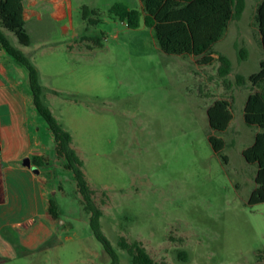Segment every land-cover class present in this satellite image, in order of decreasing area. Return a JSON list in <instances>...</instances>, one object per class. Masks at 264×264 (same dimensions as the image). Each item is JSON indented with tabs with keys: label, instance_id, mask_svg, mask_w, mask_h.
I'll list each match as a JSON object with an SVG mask.
<instances>
[{
	"label": "rangeland",
	"instance_id": "1",
	"mask_svg": "<svg viewBox=\"0 0 264 264\" xmlns=\"http://www.w3.org/2000/svg\"><path fill=\"white\" fill-rule=\"evenodd\" d=\"M138 1L72 0V26L85 40L72 41L63 23L49 15L27 24L33 42L29 58L40 68L45 103L72 137L103 211L102 231L120 264H132L119 247L121 238L142 243L158 264H264V203L249 204L257 167L243 158L258 132L244 122L253 88L237 84L238 75L259 72L264 59L255 24L261 0H246L241 19L215 45L232 62L227 78L219 75L218 61L202 66L194 57L164 54L153 30L144 24L130 29L110 17L115 4L138 9ZM83 6L99 10L102 22L89 28ZM71 43L79 48L69 51ZM237 47L247 49L246 60H240ZM217 100L232 103L233 120L222 134L210 130L207 116ZM212 134L225 141L227 164L213 151ZM51 160L50 185L57 191L52 200L61 217L57 227L80 238L78 264H111L89 234L73 173L54 151ZM181 252L188 254L187 262ZM56 262L55 256L34 253L0 264Z\"/></svg>",
	"mask_w": 264,
	"mask_h": 264
},
{
	"label": "trees",
	"instance_id": "2",
	"mask_svg": "<svg viewBox=\"0 0 264 264\" xmlns=\"http://www.w3.org/2000/svg\"><path fill=\"white\" fill-rule=\"evenodd\" d=\"M140 2L142 10L118 3L109 10V15L126 23L130 29H138L144 24L153 30L157 46L164 54L194 57L202 66H209L218 61L219 75L222 78L230 75L232 62L227 56L217 53L215 45L225 37L230 24L241 19L246 8V0H140ZM82 14L83 19L88 21L89 28L102 22V14L97 9L83 6ZM255 24L264 50V0L256 7ZM9 34L16 37L21 47L31 45L24 19V0H0V46L28 75L33 106L54 138L56 155L64 159L65 169L73 173L81 205L89 216V234L103 245L111 264H120L119 253L102 231L103 211L95 203V191L89 186L82 169L83 163L72 148V137L45 103V87L41 83L38 68L13 44ZM81 39L85 40V37L81 36ZM96 44L101 45L99 40ZM237 50L240 60H246L247 49L237 47ZM247 83L251 85L253 91L246 101L244 122L249 127L257 128L258 132L252 146L243 152V158L247 164L257 167L256 188L250 196L249 204L258 205L264 203V59L260 62L259 72L247 78L237 76L239 86ZM207 116L213 133H225L233 120L232 103L227 100L215 101L208 108ZM209 142L213 151L221 155L227 164L228 157L222 155L226 146L225 141L212 134ZM37 167L40 165L37 164ZM49 205L50 215L59 225L61 217L52 199ZM65 226L66 222L62 224L63 228ZM119 247L130 257L132 264H158L138 241L130 243L121 238ZM180 258L187 262L188 254L181 252Z\"/></svg>",
	"mask_w": 264,
	"mask_h": 264
},
{
	"label": "crops",
	"instance_id": "3",
	"mask_svg": "<svg viewBox=\"0 0 264 264\" xmlns=\"http://www.w3.org/2000/svg\"><path fill=\"white\" fill-rule=\"evenodd\" d=\"M137 5L142 10L140 0ZM72 10V0H24L26 29L28 22L42 23L49 15L53 21L63 23L61 29L70 34L72 41H79L81 36L72 26ZM28 34L31 45L23 52L30 57L33 42L30 32ZM75 48L79 47L68 45L69 51ZM36 67L43 85L40 68ZM52 151L55 152L54 138L41 127L28 75L0 46L1 262H12L34 253L47 259L55 256L54 264L80 261V238L59 229L49 212L50 200L57 194L49 178L50 167L55 166ZM27 158L31 161L30 167L24 165ZM33 161H38L40 167Z\"/></svg>",
	"mask_w": 264,
	"mask_h": 264
},
{
	"label": "water",
	"instance_id": "4",
	"mask_svg": "<svg viewBox=\"0 0 264 264\" xmlns=\"http://www.w3.org/2000/svg\"><path fill=\"white\" fill-rule=\"evenodd\" d=\"M24 165L30 167L31 166V161L29 158H27L25 161H24Z\"/></svg>",
	"mask_w": 264,
	"mask_h": 264
}]
</instances>
